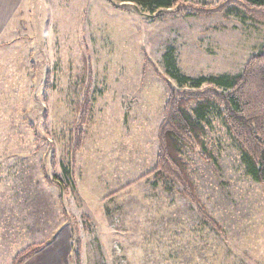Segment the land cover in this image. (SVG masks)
Instances as JSON below:
<instances>
[{
  "label": "rangeland",
  "instance_id": "1",
  "mask_svg": "<svg viewBox=\"0 0 264 264\" xmlns=\"http://www.w3.org/2000/svg\"><path fill=\"white\" fill-rule=\"evenodd\" d=\"M222 1L180 0L152 14L119 0L26 2L25 26L0 43V101L22 97L29 108L14 140L29 153L15 160L24 184L17 166L16 202L0 205V264L44 240L73 264L74 229L81 264H264V184L216 110L204 147L184 157L220 232L154 172L175 75L237 74L264 46L262 24L206 11ZM246 86L250 106L264 109V88L255 98Z\"/></svg>",
  "mask_w": 264,
  "mask_h": 264
},
{
  "label": "trees",
  "instance_id": "2",
  "mask_svg": "<svg viewBox=\"0 0 264 264\" xmlns=\"http://www.w3.org/2000/svg\"><path fill=\"white\" fill-rule=\"evenodd\" d=\"M120 1L135 3L152 14L173 8L180 0ZM211 10L227 14L236 11L251 24H262L264 29V0H223L215 7L206 9L207 12ZM255 57L244 71L237 74L202 75L198 78L175 75L181 86L169 89L167 107L160 124L158 164L154 172L166 181V185H177L182 196L196 206L201 218L218 232L220 225L206 212L197 194L188 172L184 150L193 143L204 147L207 125L212 112L216 110L235 137L247 172L255 181L264 184V109L251 107V96L246 91V85L254 83L256 98L264 88L259 85L264 83V65H260L264 63V46ZM74 235L75 247L69 260L73 264H81L82 250L75 229ZM51 243L52 240H44L28 245L14 256L10 264H24Z\"/></svg>",
  "mask_w": 264,
  "mask_h": 264
},
{
  "label": "crops",
  "instance_id": "3",
  "mask_svg": "<svg viewBox=\"0 0 264 264\" xmlns=\"http://www.w3.org/2000/svg\"><path fill=\"white\" fill-rule=\"evenodd\" d=\"M30 0H0V43L7 39H13L19 34L22 26H25L24 11H28L26 2ZM24 21V22H23ZM24 23V25H22ZM22 101V97H21ZM16 101L9 104L8 101H0V205L7 209V205H13L15 200L11 199L15 180V160L23 157H29V153L19 152L14 150V140L23 137V126L27 125L29 128V108L25 107L23 101ZM24 155V156H23ZM17 173L20 176L19 184H24V170L19 168ZM26 180L28 179V171H25ZM27 182V181H25ZM10 190V194L7 190ZM5 190V192H4ZM8 199H10L8 201ZM3 200L4 202L2 203ZM22 212H11V219L14 220V214L18 216ZM18 220V218H17ZM48 248V247H47ZM43 249L24 264H62L61 259L64 258L66 250L65 247L53 248V250ZM47 252V253H46ZM43 254V255H42ZM38 257V258H36ZM34 258H36L34 260Z\"/></svg>",
  "mask_w": 264,
  "mask_h": 264
}]
</instances>
